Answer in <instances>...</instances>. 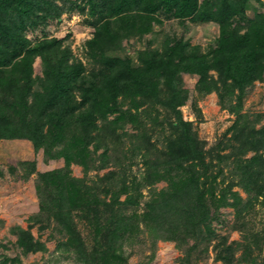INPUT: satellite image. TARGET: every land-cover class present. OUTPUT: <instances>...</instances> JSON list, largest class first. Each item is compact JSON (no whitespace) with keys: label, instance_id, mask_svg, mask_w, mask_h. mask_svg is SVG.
<instances>
[{"label":"rangeland","instance_id":"rangeland-1","mask_svg":"<svg viewBox=\"0 0 264 264\" xmlns=\"http://www.w3.org/2000/svg\"><path fill=\"white\" fill-rule=\"evenodd\" d=\"M245 1V12L235 17L236 24L242 26L241 33L247 29L248 18L264 13V0ZM54 2L59 16L46 20L47 24L34 33L28 31L27 37L33 42L44 37L62 40V48L72 55L70 61L77 58L91 70L96 65L88 56L86 42L93 37L98 12L93 14L87 0ZM98 2L99 6H107L110 0ZM137 6L133 5V10ZM155 16L161 22H154L151 31L124 38L122 47L108 55L130 56L136 62L139 51H161L167 39L171 44L182 40L203 52L218 45L220 25L216 21L179 18L164 9ZM43 70L42 59L36 57L34 76L43 77ZM182 75V86L189 95L181 110L184 119L192 121V133L205 151V172L213 174L223 169L218 180L225 178L217 180L213 193L208 185L204 186V202L211 206L208 220L188 230L179 226L176 235L167 239L164 235L172 234L168 229L172 228L170 218L164 214L150 221L144 216L147 202L159 198L160 191L171 189L168 180H152L156 162L149 169L145 165V156L155 161L164 157L173 121L172 112L158 104L157 119L152 123L147 118L151 129L148 135L144 133V142L136 138L140 129L125 122L117 130L118 145L108 135L107 142L93 153L88 169L76 162L66 166L63 157H52L44 147L36 149L29 139L0 138V264H88L89 259L94 264H264V169L248 175L237 166L240 160L264 152V80L246 86L239 98L238 89L233 96L224 97L218 90L199 93L196 83L200 75ZM209 75L221 80L216 70L211 69ZM127 107L126 104L124 108ZM114 117L112 114L109 119ZM102 121L99 119L97 125ZM253 140L259 141L256 148L246 150L253 146ZM89 147L92 150L93 143ZM147 147L151 150L145 155ZM106 148L109 158L103 162L101 153ZM186 165L183 164H189ZM58 170L87 191L76 206L60 208L57 187L45 183L43 174ZM124 179L129 185L132 181L142 184L132 194L129 188L117 195ZM228 186L231 188L227 190ZM224 191L230 204L215 207L214 199L223 196ZM234 193L240 196L238 202ZM235 201L237 206L231 204ZM250 201L252 205L239 212ZM176 218L180 225L183 217ZM115 226L120 228L115 246L111 247L110 233Z\"/></svg>","mask_w":264,"mask_h":264},{"label":"trees","instance_id":"trees-1","mask_svg":"<svg viewBox=\"0 0 264 264\" xmlns=\"http://www.w3.org/2000/svg\"><path fill=\"white\" fill-rule=\"evenodd\" d=\"M87 1L93 14L98 12L99 16L93 37L86 42L88 56L96 65L91 70L77 58L70 61L72 55L62 48V40L44 37L33 42L27 37L28 31L34 33L47 24L46 20L59 16L54 0H0V138L29 139L36 149L44 147L52 157H63L66 166L76 162L88 169L93 153L107 142L108 135L118 145L117 130L125 122L140 129L136 138L139 141L141 137L144 142V133L148 135L151 129L147 118L153 123L157 119L155 108L162 104L173 115L164 157L155 161L145 156V165L149 169L156 162L152 180H168L171 189L160 191L159 198L147 202L144 216L157 221L159 215H167L172 234L164 236L171 239L177 227L188 230L208 220L211 206L204 202V186L208 185L213 193L218 181L225 180H218L223 169L213 174L205 172V151L192 133V121L184 119L181 110L189 95L182 86V74L200 75L196 83L199 93L218 90L224 97L233 96L238 89L241 98L246 86L264 80V13L248 18L247 29L241 33L242 26L236 24L235 17L243 15L248 7L245 0H110L107 6H99L98 0ZM135 4L138 8L133 10ZM159 9L179 18L218 22V45L203 52L182 40L171 44V39H167L161 51H139L136 62L130 56L108 55L122 47L124 38L147 33L154 22H161L155 16ZM36 57L42 59L44 66V76L40 78L34 76ZM211 69L219 72L221 80L209 75ZM126 104L129 107L124 108ZM112 114L115 117L109 119ZM99 119L103 121L98 126ZM95 129L98 133H94ZM261 135L264 139V132ZM258 143L255 140L246 150L256 148ZM150 150L147 147L145 155ZM101 156L103 162L108 160L107 148ZM186 163L188 167L183 166ZM237 166L248 175L259 173L264 169V152L240 160ZM43 175L46 184L57 187L60 208L76 206L77 200L87 193L62 170ZM140 184L132 181L129 185L124 179L116 194L128 192L129 188L132 194ZM262 187L263 190L264 184ZM226 192L214 199L215 207L230 204ZM234 197L238 202L240 196L234 193ZM231 204L237 206L236 201ZM251 205V201L244 204L239 212ZM176 217H183L180 225ZM119 228L115 226L110 233L111 247L115 246ZM21 243L24 244L22 240ZM89 260L88 264H94Z\"/></svg>","mask_w":264,"mask_h":264}]
</instances>
